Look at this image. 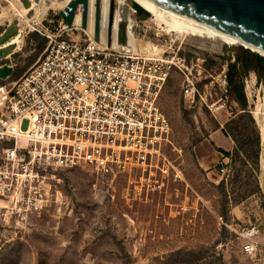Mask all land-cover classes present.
Here are the masks:
<instances>
[{
    "label": "rangeland",
    "instance_id": "1",
    "mask_svg": "<svg viewBox=\"0 0 264 264\" xmlns=\"http://www.w3.org/2000/svg\"><path fill=\"white\" fill-rule=\"evenodd\" d=\"M9 2L0 0V10ZM22 2L31 5L30 0ZM117 6L114 3V12ZM39 7V12L32 9L26 18L0 25V34L7 28L0 35V66L9 64L15 71L9 80L32 68L47 47L48 38L34 27H59L63 20L56 8ZM149 20L140 16L138 53L162 55L176 63L158 103L171 121L174 144L182 148L179 153L167 146L188 181L187 186L179 185L183 195L126 199L121 181L108 186L86 164L48 166L42 171L48 200L38 212L22 216L13 209L10 196L0 195V264H264V147L261 143L260 190L235 204L218 185L225 179L230 190L235 167L244 163L235 164L219 153L215 134L241 109L225 82L229 63L255 51L216 38H182L155 24L153 31L170 44L155 38L153 43L163 51L151 53L141 48L149 39ZM70 33L87 37L83 30ZM12 51L15 54L5 58ZM187 75L197 87L193 104L184 96ZM243 78L252 111L260 92L264 94V79L254 69ZM9 144L0 143V156ZM235 185L240 193L243 184Z\"/></svg>",
    "mask_w": 264,
    "mask_h": 264
},
{
    "label": "built area",
    "instance_id": "2",
    "mask_svg": "<svg viewBox=\"0 0 264 264\" xmlns=\"http://www.w3.org/2000/svg\"><path fill=\"white\" fill-rule=\"evenodd\" d=\"M34 30L48 38L42 56L19 78L0 83V143H10L0 156V195L28 216L48 200L43 169L86 164L108 186L121 181L126 199L180 198L179 185L188 181L167 146L182 148L158 103L174 62L100 44L95 32L75 38L70 31L83 29L74 22ZM185 82L193 104L195 81L187 75Z\"/></svg>",
    "mask_w": 264,
    "mask_h": 264
},
{
    "label": "water",
    "instance_id": "3",
    "mask_svg": "<svg viewBox=\"0 0 264 264\" xmlns=\"http://www.w3.org/2000/svg\"><path fill=\"white\" fill-rule=\"evenodd\" d=\"M39 0H34L36 4ZM48 3L51 0H46ZM164 5L174 13L181 15L187 19L210 26L214 29L220 30L227 34L238 37L246 43L255 46L264 51V0H155ZM83 3V17L82 26L86 28L88 18V0H70L67 5L61 9L54 2L51 4L59 11V15L64 22L71 26L74 22L77 7L79 3ZM114 2L110 0L109 13V28H108V46H112L113 36V16H114ZM101 0L96 3V25H95V40L99 42L101 36ZM128 7H136V30H135V45L136 52L140 51L139 37H140V16H149V45L151 53L157 52L155 50L153 39L158 38L165 44L170 42L163 36L155 33L153 28L156 23L169 28L176 33L175 27L169 25L163 20L159 19L151 12L142 7L135 0H124L123 17H122V37L121 49L126 50V27H127V13ZM32 9L29 10V12ZM81 26V25H80ZM246 51H250L245 47ZM135 52V51H134ZM256 53V52H255ZM260 63L264 64V56L256 53ZM14 67L9 64L0 66V79L8 78Z\"/></svg>",
    "mask_w": 264,
    "mask_h": 264
},
{
    "label": "bare ground",
    "instance_id": "4",
    "mask_svg": "<svg viewBox=\"0 0 264 264\" xmlns=\"http://www.w3.org/2000/svg\"><path fill=\"white\" fill-rule=\"evenodd\" d=\"M69 1L70 0H51V2L48 3L46 0H39L36 4L32 3L30 6H25L22 0H10L9 5L3 7L0 10V25L7 24L8 21L16 17L26 18L28 16L27 14L30 9H33L35 12H39L40 10L39 6L47 8V10H49L48 8H54L51 5L53 2L56 5H58L61 9H63ZM135 1L139 3L142 7H144L146 10L151 12L153 15L158 17L159 19L175 27L176 33L170 30L169 28L163 26L162 24L156 23L157 25L163 27L165 31L174 33L176 36H181L182 38L188 36L216 38L227 44L242 45L244 47L249 48L250 51H255L256 53H259L262 56H264V51L256 48L253 45L246 43L245 41L239 39L238 37L214 29L210 26L187 19L181 15H178L173 11H171L170 9H168L167 7H165L164 5H161L160 3L156 2L155 0H135ZM96 3L97 0H88L89 13L87 18L86 28L82 26L83 6L78 7V10L75 15L74 24L81 25L86 35H90L95 32ZM114 3H116V5L118 6L115 9L113 16L112 44L121 45L124 0H115ZM101 4H104V6H101V40H99V43L106 44L108 40L109 13H110V6L107 5H110V0H101ZM134 13H136V7H128L127 27H126V49H130L132 51L136 50V47H134L135 46L134 29L136 26V22L133 18ZM154 47L156 51H160V52L163 51V49L156 44H154ZM141 48L143 50L151 51L149 42L143 43ZM142 54L148 55L150 57L162 56V55H149L148 53H142ZM246 87L248 89L251 87V81H248ZM252 112L258 124L261 133L260 135L262 137L261 143L264 147V94H262L261 92L259 94V99L256 101V104L252 109ZM262 156H263L262 158H263V167H264V148H263Z\"/></svg>",
    "mask_w": 264,
    "mask_h": 264
},
{
    "label": "trees",
    "instance_id": "5",
    "mask_svg": "<svg viewBox=\"0 0 264 264\" xmlns=\"http://www.w3.org/2000/svg\"><path fill=\"white\" fill-rule=\"evenodd\" d=\"M250 69L259 72V75L264 79V65L260 63L255 53H247L245 56L240 54L234 62L229 63L227 82L234 99L240 105L241 109L235 111L233 116L225 122L223 127L219 126L227 136H230L234 140L235 145L232 151L221 147L218 148V150L230 157L233 163L236 164L238 161L244 163V167H235L233 178L231 179L230 190L226 188L225 179L218 185L226 195V199L229 201L230 195L231 202L235 204L245 200L250 195L260 190L257 173L260 169L262 137L254 115L249 109L243 78ZM14 72L15 71H13L10 76H12ZM236 182H241L243 184V189L240 193L236 191Z\"/></svg>",
    "mask_w": 264,
    "mask_h": 264
},
{
    "label": "crops",
    "instance_id": "6",
    "mask_svg": "<svg viewBox=\"0 0 264 264\" xmlns=\"http://www.w3.org/2000/svg\"><path fill=\"white\" fill-rule=\"evenodd\" d=\"M7 29V28H6ZM6 29L4 30V32H2L0 35L2 36V35H4V33H5V31H6ZM14 51H12L11 52V54L13 53ZM220 130V131H219ZM219 130H216L215 131V134H218L217 135V138L219 139V142H220V144H217L216 143V145H217V147L218 148H224V149H226V150H230L232 147H233V143H234V140L230 137V136H227L224 132H223V130H222V128H219ZM217 132H220V133H217ZM214 142H215V139L213 138L212 139ZM218 150V149H217ZM218 152L219 153H222L221 151H219L218 150ZM223 154V153H222Z\"/></svg>",
    "mask_w": 264,
    "mask_h": 264
}]
</instances>
